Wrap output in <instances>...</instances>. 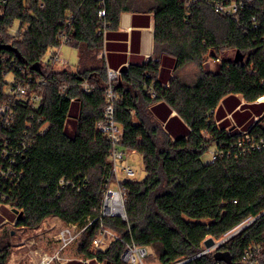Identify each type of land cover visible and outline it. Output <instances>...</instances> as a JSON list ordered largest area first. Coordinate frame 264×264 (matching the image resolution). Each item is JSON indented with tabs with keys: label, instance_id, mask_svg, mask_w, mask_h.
I'll return each mask as SVG.
<instances>
[{
	"label": "trees",
	"instance_id": "1",
	"mask_svg": "<svg viewBox=\"0 0 264 264\" xmlns=\"http://www.w3.org/2000/svg\"><path fill=\"white\" fill-rule=\"evenodd\" d=\"M214 1L233 0L189 6L185 0H103L102 6L98 0H0V104L8 99V76L47 83L32 87L41 96L37 108L23 101L14 107L6 131L10 146L20 150L13 177L2 176L8 160L0 158V205L22 211L17 227L34 230L48 218L83 225L99 217L103 185L112 176V143L96 128L108 85L106 60L97 54L122 13L142 10L154 15L153 55L122 71L113 90L123 131L118 147L141 156L145 176L120 182L126 221L96 219L76 243L77 254L125 264L123 242L90 251L101 226L149 248L160 264H226L215 259L217 252L241 264L246 249L264 248V102L257 103L264 97V0L246 3L236 19L216 13ZM61 33L78 53L73 68L46 58L61 46ZM209 58L214 70L204 68ZM190 65L197 69L191 78L181 74ZM235 96L245 103L232 125L217 123L215 110ZM155 104L168 109L164 119ZM211 146L216 159L204 161ZM249 219L214 252L200 254L205 239L219 241ZM10 239V231L0 235V264H8Z\"/></svg>",
	"mask_w": 264,
	"mask_h": 264
},
{
	"label": "built area",
	"instance_id": "2",
	"mask_svg": "<svg viewBox=\"0 0 264 264\" xmlns=\"http://www.w3.org/2000/svg\"><path fill=\"white\" fill-rule=\"evenodd\" d=\"M103 5V0H98ZM196 0H185L187 6L190 5L191 2ZM254 0H233L228 3L222 1H214L213 8L216 13L233 17L236 19V15L238 14L240 8H242L246 3L252 2ZM104 10L99 11V17L102 18L104 16ZM253 21L255 18L252 19ZM105 27L102 29L103 36L105 37ZM61 37V46L66 45L67 37L64 33L60 34ZM60 46V47H61ZM59 47V48H60ZM58 48V49H59ZM58 49L55 50V54L49 56L50 62L54 64L65 65V62L59 58ZM122 74L121 69H110L107 67V88L105 90L106 104L103 109V119L98 121L96 124L97 130L105 133L111 143H112V151H111V161H112V176L107 178L106 182L103 185V191L101 196V207H100V215L97 218L91 219L88 218L83 225L78 224H65L60 227L58 230L55 240L57 242V247L54 253L47 254L41 253L39 254L38 260L35 264H51L54 262H60V264H66L70 262L68 258L63 259L61 254L71 245L78 242L82 234L88 229V227L96 220L102 219L104 217H118L123 221H126V191L125 188L121 185V181L118 178V163L120 160L124 158V151L120 150L118 145L121 141V137L123 134L122 127L115 121V103L118 100V95L113 90V83L120 79ZM10 86L6 88V94L8 99L0 104V158L7 161V169L2 171L1 174L3 177L8 178L10 176H14L13 174V166L16 165V156L20 153L19 149H14L9 144V140L6 136V131H8L13 123L14 119V107L21 101L30 104L31 108H37L41 103V96L33 91L32 87L34 84L38 86H46L47 83L45 79H38L34 84L30 82V78L28 80L18 79L11 80ZM82 88L86 91H90L92 89L91 86L87 82L82 84ZM154 93L151 92V96ZM264 98V97H263ZM46 125H42L38 130L39 134H43ZM242 135L248 139V133L246 131L242 132ZM28 139L21 141L22 147L26 145ZM10 153H13L12 156H9ZM217 153L214 150V153L211 156V161L216 159ZM1 162V161H0ZM123 174L130 178L135 175L134 171L128 167L121 168ZM116 179V180H115ZM115 180V181H113ZM114 183V184H113ZM115 185V186H113ZM1 207V205H0ZM4 207L12 210L10 206L6 205ZM15 221L17 222V214ZM242 226L241 228H243ZM240 228V229H241ZM239 229V230H240ZM123 242L124 248L120 255V260L125 264H148L145 262V258L149 255V248L145 246H139L134 244L133 242H124L122 237L114 233L112 230L100 227L96 236L93 238L90 246L91 252H96L100 249H104L105 247L111 245L115 242ZM216 245L207 249L205 253L214 252L216 249ZM204 251V250H203ZM202 251V252H203ZM201 252V253H202ZM200 253V254H201ZM203 254V253H202ZM264 258V248L260 246H253L246 249L241 257V264H257V262ZM90 260H95L97 264H101L98 262L96 258L87 259V258H79V261L82 264H89ZM184 262H175L171 264H183ZM217 264H220L217 262Z\"/></svg>",
	"mask_w": 264,
	"mask_h": 264
},
{
	"label": "rangeland",
	"instance_id": "3",
	"mask_svg": "<svg viewBox=\"0 0 264 264\" xmlns=\"http://www.w3.org/2000/svg\"><path fill=\"white\" fill-rule=\"evenodd\" d=\"M12 32L14 33L15 30H12ZM57 52L59 53V58L65 62V65H68L71 68H73L76 65L78 60V53L74 48L68 45H62ZM228 53H232V51H228ZM97 56L98 58L103 57V49L98 52ZM48 57L49 56H47L46 58L48 59ZM216 65L217 63L209 58L204 63V68L207 70H214L216 68ZM196 70L197 69L195 65H190L185 70H183L181 74L187 75L189 76V78H191L190 76H193V73ZM11 77L12 76L7 77L9 81L12 80ZM214 150H215L214 146H211L210 149L207 151V153H205V155L203 156V160L204 161L210 160L212 154L214 153ZM124 153L129 154L130 152L125 151ZM125 166L130 167L134 171L135 175L133 177L128 178L123 174L121 168ZM144 176H145V172L143 168L142 158L139 154L133 153L130 154L129 157L125 155L124 159L119 161L118 163L119 180L128 178L131 180L140 181L144 178ZM15 218L16 215L12 213V210H9V208L7 207H3V208L0 207V235L4 231L11 232V239H10L11 254L8 259V264H35L36 261L38 260L39 254L41 253L52 254L55 252L57 247V242L55 240V237L58 230L63 225L61 221H59L56 218H48L43 222V224L40 225L39 228L34 230H27L17 227ZM253 220L254 219H249L245 221L239 227L235 228L229 234L224 236L221 240L215 242L218 243L221 241L223 242L227 241L230 238V235H232L233 233L237 234L238 232L243 230L241 228L242 226H245L246 224H250L251 221ZM238 229L240 230L236 232ZM76 243L68 247L61 254V256L63 259L68 258L71 264H82L79 261V258L81 257H79V255L76 252V245H77ZM145 262L148 264H160L155 259L151 250H149V255L145 258ZM51 264H60V262H54Z\"/></svg>",
	"mask_w": 264,
	"mask_h": 264
},
{
	"label": "crops",
	"instance_id": "4",
	"mask_svg": "<svg viewBox=\"0 0 264 264\" xmlns=\"http://www.w3.org/2000/svg\"><path fill=\"white\" fill-rule=\"evenodd\" d=\"M154 15L148 11L124 12L120 16L119 24L116 28L109 29L106 33V40L103 48V58L110 69L128 68L130 65H141L148 62L153 55L154 48ZM232 54V53H230ZM264 102L260 98L257 103ZM244 100L239 96L228 98L221 102L215 110L214 116L217 123H227L232 125V114L240 110ZM156 114L164 119L167 110L160 104L153 105ZM174 111L170 116L175 115ZM168 119V117H167ZM232 126L230 130L236 129ZM125 154L128 157L130 154ZM124 155V156H125ZM124 159V158H123ZM121 179L120 181H122ZM89 264H97L95 260H90Z\"/></svg>",
	"mask_w": 264,
	"mask_h": 264
},
{
	"label": "water",
	"instance_id": "5",
	"mask_svg": "<svg viewBox=\"0 0 264 264\" xmlns=\"http://www.w3.org/2000/svg\"><path fill=\"white\" fill-rule=\"evenodd\" d=\"M4 48H8V47H4ZM241 57H242V56H241L239 53H236L235 60H237V59H241ZM33 68L36 69V68H37V65H34ZM125 70H126V67H122L121 71H125ZM12 213H13V214H17V221L20 220V219L22 218V215H23L22 211H18L17 209H12ZM251 222H252V221H251ZM248 225H249V224H246L242 229H244V228L247 227ZM238 231H239V229H238L236 232H238ZM234 234H235V233H233L232 235H234ZM232 235H230V237H231ZM221 243H223V241L216 243V242L214 241V239H212V238H207V239H205L204 242H203L204 251H203L202 253H205L207 249H210L211 247H213V246H215V245L218 246V245H220ZM202 253H201V254H202ZM214 257H215V259L218 260V261H223V262H225L226 264H231V259H230L229 255H227V254H223V253H219V252H217V253L214 254Z\"/></svg>",
	"mask_w": 264,
	"mask_h": 264
},
{
	"label": "bare ground",
	"instance_id": "6",
	"mask_svg": "<svg viewBox=\"0 0 264 264\" xmlns=\"http://www.w3.org/2000/svg\"><path fill=\"white\" fill-rule=\"evenodd\" d=\"M53 51V50H52ZM55 51V50H54ZM55 54V53H54ZM57 66V65H56ZM58 67V66H57Z\"/></svg>",
	"mask_w": 264,
	"mask_h": 264
}]
</instances>
